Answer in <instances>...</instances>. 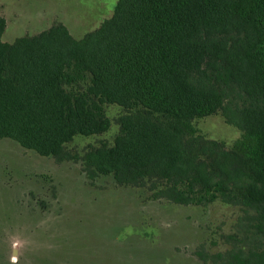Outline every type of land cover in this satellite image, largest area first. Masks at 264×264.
Listing matches in <instances>:
<instances>
[{
    "label": "trees",
    "instance_id": "trees-1",
    "mask_svg": "<svg viewBox=\"0 0 264 264\" xmlns=\"http://www.w3.org/2000/svg\"><path fill=\"white\" fill-rule=\"evenodd\" d=\"M6 28L0 14V140L155 200L239 206L246 232L213 261L264 264V0H117L81 39L59 23L8 43ZM109 105L113 144L70 151L111 129ZM219 112L242 131L231 147L196 127Z\"/></svg>",
    "mask_w": 264,
    "mask_h": 264
},
{
    "label": "rangeland",
    "instance_id": "rangeland-1",
    "mask_svg": "<svg viewBox=\"0 0 264 264\" xmlns=\"http://www.w3.org/2000/svg\"><path fill=\"white\" fill-rule=\"evenodd\" d=\"M117 0H0L7 21L2 37L38 34L63 24L76 39L100 27ZM111 129L76 137L83 153L113 144L124 111L107 106ZM206 138L231 147L242 131L219 112L195 121ZM239 206H208L155 200L144 188L125 187L112 176L90 180L82 164L42 157L12 140H0V264H215L231 248L227 236H244L248 223ZM243 224L245 228L241 227Z\"/></svg>",
    "mask_w": 264,
    "mask_h": 264
}]
</instances>
